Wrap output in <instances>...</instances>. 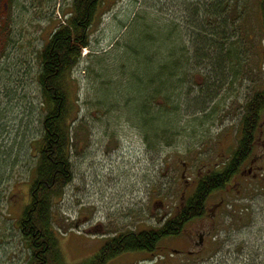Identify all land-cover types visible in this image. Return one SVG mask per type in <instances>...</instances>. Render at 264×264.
<instances>
[{"label":"rangeland","instance_id":"rangeland-1","mask_svg":"<svg viewBox=\"0 0 264 264\" xmlns=\"http://www.w3.org/2000/svg\"><path fill=\"white\" fill-rule=\"evenodd\" d=\"M213 1H101L88 31L90 46L82 51V60L70 78L74 176L51 208L63 264H94L93 256L113 236L160 227L195 189L197 177L225 163L228 151L235 148L246 101L264 84L259 59L264 56L260 52L264 44L261 16L256 0H247L246 19L242 24L233 21L234 0H225L232 7L225 17L233 33L226 39L242 41L243 61L227 63L221 72L206 61L199 66L188 45L193 32L191 11L200 3ZM70 9L71 0H0V264L30 261L18 222L29 204L38 157L35 142L40 136L41 96L37 55L49 34L69 18ZM167 25L177 26L181 32L180 46L188 48L181 56L189 58L188 63L183 60L188 68L181 71L178 99L174 95L166 104L159 93L147 101L148 115L144 117L155 113L176 117L171 131L165 133H161L165 127L153 118L151 123L157 122L154 129L160 133L149 149L143 140L148 130L136 117L146 82L138 86L126 75L139 66L133 52L140 48V41L148 34L157 37L152 29L164 31ZM201 32L200 27L195 31L196 35ZM147 44L154 48L148 51H156L154 43ZM138 75L145 76L144 68ZM261 142L264 117L251 155L264 156ZM259 164L264 166V159ZM220 196L212 193L207 205L212 208ZM224 198L229 202L230 197ZM209 219L187 222L179 235L159 241L154 254L123 252L108 264L191 263L203 253L186 257L187 240L194 230L208 227Z\"/></svg>","mask_w":264,"mask_h":264},{"label":"trees","instance_id":"trees-1","mask_svg":"<svg viewBox=\"0 0 264 264\" xmlns=\"http://www.w3.org/2000/svg\"><path fill=\"white\" fill-rule=\"evenodd\" d=\"M102 0H71L70 16L60 26L49 34V39L44 48L39 51L37 58L40 62V70L37 75L41 96V114L38 123L41 124L39 138L35 143L38 145L37 160L33 170V182L29 190V204L24 208L22 218L19 219L18 227L22 235V242L30 254V261L26 264H63L59 251L56 233L52 229V206L60 199L66 186L72 181V165L70 162V150L73 147L70 121L69 86L74 67L82 60V51L88 48L91 23L97 15V10ZM222 1L225 2L222 3ZM232 17L240 20L241 24L246 19L247 0H234ZM258 13L261 16V27L264 37V0H256ZM228 1L215 0L209 3H200L191 11L189 24L193 32L189 36V46L197 55L195 62L199 66L211 63L213 68L223 71L227 63L238 61L242 63L244 46L242 41L237 42L226 39L228 33L232 38L233 33L227 28L226 14L231 9ZM200 14V16H199ZM246 26V25H245ZM202 29L196 35V29ZM247 28H244V32ZM157 32V37L148 34L140 41V48L133 52V60L137 66L131 75H126L132 82L137 81L138 86L145 84L141 106L136 111V117L148 130V135L143 137L149 149L152 148L153 140L158 138L160 130L154 129L157 122H161L165 128L161 133L170 132L176 117L169 115H148L147 101L154 99L162 93L164 103L172 102L174 95L180 96L185 67L184 62L189 58L185 55L186 46H180L181 32L178 27L167 25L165 29H152ZM161 30V31H158ZM188 37V39H189ZM154 43L155 52L148 51L147 43ZM264 41V38H263ZM186 45V44H185ZM264 45V44H263ZM262 49L264 53V46ZM212 51L208 54L207 49ZM154 49V48H153ZM152 49V50H153ZM151 50V51H152ZM209 50V49H208ZM150 53L152 57L150 56ZM155 53V54H153ZM179 56H181L179 58ZM179 58V59H178ZM260 62L263 58L259 55ZM184 60V62H183ZM206 61V62H205ZM188 63V62H187ZM144 68L145 76H139L138 70ZM264 70V67H263ZM124 75V74H122ZM144 77V78H141ZM148 87H150L148 89ZM177 88V89H176ZM180 89V90H178ZM170 90V91H169ZM158 97V96H157ZM134 103L136 99L133 98ZM146 101V103H145ZM173 112V111H172ZM174 113V112H173ZM242 119V128L235 148L229 150L230 160L217 164L214 170L197 177V183L192 193L180 202L169 218L162 222L160 227L140 232L125 231L105 241L99 252L93 256L94 264H108L113 258L123 252H147L154 254L159 241L166 237L179 235L187 221L202 216L207 198L225 184L228 174L232 173L238 162L247 159L255 143L256 135L264 117V84L257 90L245 104ZM152 118V119H150ZM156 123H151L154 119ZM150 119V120H149ZM154 120V121H155ZM152 138V139H151Z\"/></svg>","mask_w":264,"mask_h":264},{"label":"flooded vegetation","instance_id":"flooded-vegetation-1","mask_svg":"<svg viewBox=\"0 0 264 264\" xmlns=\"http://www.w3.org/2000/svg\"><path fill=\"white\" fill-rule=\"evenodd\" d=\"M261 145L264 148V142ZM225 158L228 160L229 154ZM263 159V153L249 154L238 162L217 189L221 194L218 202L212 208L206 202L204 214L187 221L210 217L208 227L190 233L186 257L203 254L199 261L188 264H264V166L259 164ZM224 195L230 197L229 202Z\"/></svg>","mask_w":264,"mask_h":264}]
</instances>
